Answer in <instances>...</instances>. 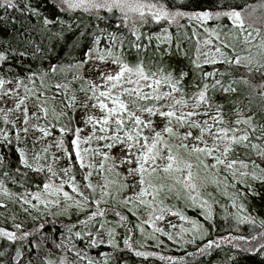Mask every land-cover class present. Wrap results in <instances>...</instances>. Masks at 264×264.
Returning <instances> with one entry per match:
<instances>
[{"label":"snow or ice","instance_id":"6c2138e0","mask_svg":"<svg viewBox=\"0 0 264 264\" xmlns=\"http://www.w3.org/2000/svg\"><path fill=\"white\" fill-rule=\"evenodd\" d=\"M0 10V264L157 255L133 248L136 228L145 243L163 233L195 248L161 257L169 264L225 244L264 256V218L247 204L264 191V0H0ZM217 208L254 234L207 239ZM169 214L191 227H158Z\"/></svg>","mask_w":264,"mask_h":264},{"label":"trees","instance_id":"16d2710c","mask_svg":"<svg viewBox=\"0 0 264 264\" xmlns=\"http://www.w3.org/2000/svg\"><path fill=\"white\" fill-rule=\"evenodd\" d=\"M56 1L53 0V3ZM180 3H188L189 0H178ZM203 2V0H201ZM251 2H255V0H251ZM10 14H11V10ZM3 15V11L0 10V16ZM18 19L20 18L19 13H16ZM77 16H82L81 13L77 12L76 14L72 15L71 20L69 21L70 23L77 24L79 21H77L76 17ZM67 19V17H65ZM227 23V21H225ZM184 23V22H182ZM5 27L10 28L12 25L8 24L7 21L3 22ZM18 26V25H17ZM189 28V34L190 30L192 28V25H188ZM189 46L192 50H194L195 47V41H192L191 45ZM67 51V49H65ZM73 55L79 56V52L72 53ZM191 55V51H190ZM61 57H63V53H61ZM184 63H187V60L184 61ZM243 87V86H241ZM219 98V97H218ZM260 192L259 195L255 196H249L247 204L248 206V212L251 213L254 216H259L264 218V191H261L258 189ZM183 206V205H182ZM184 208V207H183ZM229 210V209H228ZM183 212L187 216H191L194 218L202 219V217L199 216V212L197 209H188L184 208ZM223 213L219 210V208L216 209V223H217V228L213 231V234L208 236L207 239H213L216 236H224L227 235L228 232H231L232 235H243V236H249L253 235L254 232L250 231V225L248 223H244L240 225L239 231L234 230L232 227L236 222L231 220L228 222H225L223 220ZM112 217H110L111 219ZM186 223V222H185ZM187 224V223H186ZM188 225V224H187ZM189 225H191L189 223ZM8 225L0 223V227H6ZM136 230V229H135ZM117 231L120 233V235L117 237L118 240L121 242V247H123V239H124V230L122 228H118ZM255 231H260L259 227L255 229ZM136 234V233H135ZM199 241H197L196 246H200L198 244ZM239 243L244 244L243 241H239ZM255 243V242H253ZM135 248L136 249H141L140 242L138 240H135L134 242ZM107 247V246H105ZM159 253H157V256L153 257H140L137 256L136 253L131 252L129 249H127L123 253V262L124 264H169V262L165 259H162L161 257H168V256H182L184 255L185 251L187 252H194L195 248L190 246H182V245H177L175 243L169 244L168 246H161L155 248ZM103 250V249H102ZM110 251V249H108ZM95 254V252L93 253ZM233 257L231 260V264H264V256L259 255L257 253H250L247 251H242V250H237L230 245L225 244L224 246H221L219 248H216L214 251L198 256L196 259L191 260L192 258L189 257L190 264H221L222 261H225L227 257Z\"/></svg>","mask_w":264,"mask_h":264},{"label":"rangeland","instance_id":"374dc122","mask_svg":"<svg viewBox=\"0 0 264 264\" xmlns=\"http://www.w3.org/2000/svg\"><path fill=\"white\" fill-rule=\"evenodd\" d=\"M54 1H56V0H54ZM182 22H183V21H182ZM215 23H216L215 21H212V22H206V23H205V27H209V26H211V27H215ZM190 25H191V24H190ZM196 27H197V30L201 33V40H203L204 35H205V33H204V29L201 28V27L199 26V24H197ZM85 75H91V76H94L95 73H94V72H91L90 70H87V69H86V71H85ZM9 105H11V101H9ZM78 115H83V113H78ZM158 123H159V122H158ZM37 134H39V133H37ZM85 134H86V133H85ZM114 151H116V150H114ZM98 159H99V158H98ZM63 166H64V161L59 162L58 167H63ZM78 178H79V177H78ZM95 179H97V177L94 176V177H93V180H95ZM180 207H181L182 210L184 209L182 205H180ZM228 211H229V212H235L236 209L229 207V210H228ZM145 219H146V217H145ZM232 219H233V218H232ZM223 220H224V219H223ZM228 220L230 221V220H231V217H229ZM233 221H235V220L233 219ZM169 222H170L171 224H175V225L177 226L176 229H175V231H179V230H180V225H181V224H183L184 227H191V225H189L190 222H188V221H181L180 218H179L178 216H174V215H171V214L166 215L164 220H157V221H156L158 227H162V228H164L165 231H173V229L169 227ZM185 222H186L188 225H187ZM226 222H228V221H226ZM235 222H236V221H235ZM144 227H145V231H146V233H150V232L152 231L151 225H147V224H146ZM135 233H136V234H135ZM187 235H190V234H186V236H187ZM156 236L158 237V240H154V239L148 238L147 241H146V243H145V236L141 234V232L139 231V228H136V230H134V233H133V235H132L133 248L136 249V248H135V244H134V242H135V240H138V241L140 242V246H141V249H140V250H141V251H151V252L159 253V252L157 251V249H155V248H157V247H160V248H161V246H163V245L168 246L169 244H173V243H174L173 241L168 240V237H167L166 235H164L163 233H156ZM198 241H199V240H198ZM202 243H203V241H199V242H198V244H200V245H201ZM190 245H191V244L187 245V247L190 246ZM242 245H243V244H242ZM182 246H183V245H182ZM222 246H224V245H222ZM192 247H193V246H192ZM215 249H216V247H213V248L210 250V252L214 251ZM129 250H130L131 252L135 253V251H134L133 249H129ZM210 252H209V253H210ZM155 256H157V255H155ZM155 256H153V257H155ZM197 257H198V256H197ZM197 257H195V259H196ZM191 260H193V259H191Z\"/></svg>","mask_w":264,"mask_h":264}]
</instances>
